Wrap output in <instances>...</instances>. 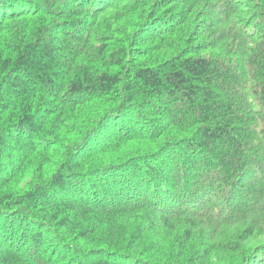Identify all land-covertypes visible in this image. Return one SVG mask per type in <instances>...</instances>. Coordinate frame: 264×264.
<instances>
[{"label":"trees","instance_id":"obj_1","mask_svg":"<svg viewBox=\"0 0 264 264\" xmlns=\"http://www.w3.org/2000/svg\"><path fill=\"white\" fill-rule=\"evenodd\" d=\"M0 264H264V0H0Z\"/></svg>","mask_w":264,"mask_h":264}]
</instances>
